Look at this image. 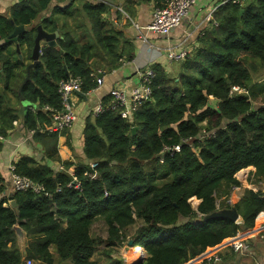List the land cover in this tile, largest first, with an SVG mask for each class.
Here are the masks:
<instances>
[{
  "label": "trees",
  "instance_id": "obj_1",
  "mask_svg": "<svg viewBox=\"0 0 264 264\" xmlns=\"http://www.w3.org/2000/svg\"><path fill=\"white\" fill-rule=\"evenodd\" d=\"M116 1L26 0L10 8L11 17L0 15V64L6 82L0 90V134L7 137L20 119L34 131L43 157L23 155L16 161V170L45 187L42 193L8 192L10 179H5L0 167V264H26L27 259L52 264L55 253L73 264H98L94 255L101 245L116 247L131 239L133 246H142L148 253L142 264H185L264 220V190L248 188L236 204L240 222L205 219L217 211L221 193L241 186L236 177L241 170L253 166L256 178L264 180V107L253 109L254 103H264V83L257 82L264 77V0H229L221 5L213 12L217 24L211 21L187 58L172 69L152 65L156 71L152 98L131 118L112 110L89 114L82 133L87 162L62 160L60 133L45 130L53 116L44 109L45 105L62 107L60 81L80 77L83 91L88 92L97 86L94 71L118 68L134 58L133 43L106 17L113 6H119ZM128 1L154 7L166 2ZM51 5V15L41 24L49 32L60 30L63 38H58L56 46L43 45L40 61L22 88L32 108L20 109L6 93L13 89L18 104L23 102L18 94L21 81L15 88L13 83L22 68L24 74L28 70L11 48L14 41H4L16 25L28 26L18 43L27 45V59H32L37 34L33 22ZM118 8L132 18L127 6ZM80 16L91 25L93 38L87 42L81 41L68 21L74 18L85 36L86 21ZM129 17L124 15L125 23ZM233 86L248 93L231 96ZM110 99V95L103 97L105 104ZM203 129L214 134L201 139ZM189 138L190 143L183 141ZM177 144L181 150L167 153L161 163L163 147ZM89 161L98 162L95 179L85 176L91 170ZM72 167L80 189L73 185ZM193 197L200 200L197 211ZM221 207L230 206L225 202ZM199 214L202 222H194ZM99 219L107 224L106 239L91 234ZM16 226L26 234L25 252L20 249Z\"/></svg>",
  "mask_w": 264,
  "mask_h": 264
},
{
  "label": "crops",
  "instance_id": "obj_2",
  "mask_svg": "<svg viewBox=\"0 0 264 264\" xmlns=\"http://www.w3.org/2000/svg\"><path fill=\"white\" fill-rule=\"evenodd\" d=\"M22 2H19V0H0V15L11 17L10 8L13 5L19 4ZM116 2L119 4V6H127V8L130 9L131 15H132L131 20H133L134 22H137L140 25H146L152 20L153 11L155 8L152 3L135 4L128 0H117ZM225 2H227V0H198V2L189 11L187 17L184 19L181 26L174 29L169 36H158L155 34L154 35L150 34L149 36L150 44L149 45L144 44L142 40L139 38L138 30H136L131 20L125 23L124 21L125 13L122 12V10L118 8L119 6L118 5L113 6L112 10L110 11V13L106 15V17L108 19L113 20L116 26L121 27L126 35V38L129 39L133 43L134 58L131 61H123L122 64L118 68H114L111 70L107 68L97 69V70H102L105 72L104 85L100 87L96 92L90 95H85V97L79 94H75L72 97V101L74 102L75 106L78 108L77 110H75L78 115V119L72 128L67 129L65 130L66 132L60 134L58 150H59V155L61 156L62 160L63 161L70 160V161H73L74 163L88 161L85 156V152H84V143H83L82 133H83V129L86 123V118L91 113L92 108L98 98H103L104 96L109 95L110 90L114 86L119 85V84H121L124 87H128V88L134 87L138 82L137 71L140 68L152 66L153 64H157V63L162 64L163 66L169 69L175 68V66L177 65V61H173V62L169 61L167 54H166V48L170 45L180 44L183 41V39L187 37L186 33L190 34L187 44L193 47H197L198 44L200 43L199 38L201 35H203L204 30L209 29L212 25L211 22L207 21V16L211 14L212 12L216 11ZM53 5H51L47 10L43 11L39 15V17L33 22L35 26L42 25L41 24L42 19L44 17H48L51 15ZM116 9H118L122 13L121 14L118 13ZM80 17L81 19H85L86 21V26H87L86 34H89V33L91 34L92 31H91L90 22L86 19L85 16H80ZM61 22H64V21L61 20ZM76 23L78 22L76 21ZM25 27L29 28L26 25ZM80 31L77 32L78 36H80L78 34L80 33ZM59 33H60V30H59ZM1 43L3 42H0V44ZM42 45H45V42L42 43ZM11 48L16 50L18 57L20 58V60L24 61V64L27 67L26 69L28 70V65L33 62V59H30V60L27 59V49H28L27 45L20 46V51L18 52L17 43L13 42ZM102 64L107 65V62L102 61ZM24 71L25 69L23 70L22 68V72L20 69V72H21L20 76L13 83L14 88L15 86L19 85L20 81H21L20 83V86H21L24 79L26 78L27 72L26 74H24ZM21 74H24L22 80H21ZM257 82L264 83V77L257 80ZM10 86H12V82ZM5 88H6V82L4 79L2 66L0 64V90L3 91V89ZM19 88H18V94H19ZM14 92L15 91H13V89L11 90L9 89L8 92L6 93V98L10 102H12V104L14 105L16 104L20 109H24V110L27 108H32V104H30L29 102H22L18 104L16 95ZM77 100L78 102H81L85 107H80L77 104ZM80 110H82L83 112H80ZM81 113L83 114L82 117L80 116ZM23 155H30L38 159H41L43 157V149L39 143L34 141L33 135L24 126L22 120L20 119L17 121V124H15L14 129L9 133V135L3 141V149L0 151V167H1L2 174L6 180L9 176V172H8L9 165L12 162L18 160ZM50 164L51 166L58 167V168L60 165H62V163H59V162H50ZM250 173H252L254 176L256 173V168L253 166H250L238 172V175L243 174L245 178L247 177V179L245 180L246 181L245 183L241 181L243 185V189L244 188L254 189L258 186L262 187L261 185L254 183L253 180L251 182L248 181V177L250 176ZM238 175H236V177L238 180H240L241 178ZM261 189L264 190V188H261ZM11 191L12 190H11V186L9 183L8 192H11ZM192 199L196 200L195 207H198L200 200L197 199L196 197H193ZM194 209L197 211L196 208ZM198 219H199L198 217H195L193 218V221H196ZM240 219H241V216H240ZM97 223H102L101 226L103 227H106L107 225L104 220L102 219L97 220L94 223L93 228H92L91 234L93 236H95L94 232H95V227ZM107 237H108V231L106 234H102L103 239H106ZM249 243L251 244L250 246L251 250L247 253L235 252L233 249L229 247L223 248V251H222L223 261L220 264H264V239H261L259 237H254L249 240ZM19 246H20L21 251L25 252L26 241H25V245L23 248L21 247L20 242H19ZM118 246L108 247V246L101 245L97 253L94 255V259L98 261V264H124L120 262V256H119L120 252L117 251V249L119 248ZM52 251L54 252L53 248H52ZM133 262L134 260H132L129 264H133ZM35 264H47V263L36 261ZM52 264H73V263L69 260H66V261L60 260L58 255L55 253V261Z\"/></svg>",
  "mask_w": 264,
  "mask_h": 264
},
{
  "label": "built area",
  "instance_id": "obj_3",
  "mask_svg": "<svg viewBox=\"0 0 264 264\" xmlns=\"http://www.w3.org/2000/svg\"><path fill=\"white\" fill-rule=\"evenodd\" d=\"M229 1V0H227ZM233 2H241L242 0H231ZM198 2V0H166L163 6L155 7L152 15V20L146 25H140L137 22L131 20L132 18L122 9V12L125 13L126 16L130 18L133 22L134 27L138 30L139 38L146 45L150 44V34L158 35V36H169L172 31L179 26H181L184 19L187 17L189 11L192 7ZM207 21H212L214 24L217 22L214 20L213 12L207 16ZM187 37L183 39V41L178 45H170L166 48V54L170 62L183 60L187 58L195 49V47L187 44L189 33H186ZM102 74V76H100ZM105 72L102 70H97L92 73V76L97 81V86L88 92L83 91V80L80 77L70 76L67 79L60 81L58 92L60 94L62 100V107L60 109L54 108L50 105H45L44 109L48 110L52 113L53 121L51 124L47 125L45 130L50 132H59L62 134L67 129H70L74 126L75 122L78 119V115L75 111V104L72 101V95L78 94V92H83L85 95H90L96 92L100 87H102L105 83L104 79ZM156 76V71L152 66H147L138 69L137 84L132 87H124L121 84L114 86L109 95L111 99L107 104L104 103L103 98H98L96 103L94 104L91 113L94 115L101 114L106 110L118 111L120 112L123 118H131L134 112H136L140 106H142L145 102L152 98L153 88L152 84L154 78ZM236 93H248L246 88L240 86H233L230 90V95L234 96ZM17 124V121L14 122ZM33 135L34 131H30ZM213 131L206 132L203 129L199 138H203L204 136L213 135ZM201 138V139H202ZM6 139L2 134H0V142H3ZM191 138L184 139L185 143H190ZM183 142V143H184ZM192 149L197 152L198 150L191 145ZM181 150V144H177L174 146H164L160 151V162L163 163L165 159V155L167 153L173 154L175 152H179ZM17 161V160H16ZM16 161L12 162L8 167L9 179L11 189L14 191H33L35 193H42L45 191V187L43 184L35 182L28 176L21 175L16 170ZM91 170H87L85 172V176H88L91 179H95L98 177L97 161H89L88 162ZM65 167L63 165L59 166L60 170H63ZM242 171V170H241ZM74 168H71V174L73 175V185L75 188H81V182L74 175ZM238 174V173H237ZM236 174V175H237ZM247 179V177H246ZM241 182V179L239 180ZM72 184V183H71ZM70 184V185H71ZM246 188L243 189V185L241 186H233L230 194L224 198V201L230 207L236 206V204L241 200L243 196V192ZM253 189V188H252ZM261 188H254V191H257ZM234 190V197L231 196ZM48 194V193H47ZM49 195V194H48ZM108 195V193H106ZM192 203V202H191ZM194 208L196 205H192ZM229 207V208H230ZM221 205L219 200H217V210H220ZM198 220L194 222H202V215H198ZM239 219L236 222H240ZM254 237H259L264 239V220L257 223L256 227L253 229H243L237 233V235L231 238L229 241L225 242L223 245H220L212 250H209L196 258L190 259L185 264H220L223 261V248H231L235 252L239 253H247L251 250L249 240ZM138 249V250H137ZM138 251L140 257L145 258L148 256L146 249L142 246H130L127 245L126 249H124L123 257L126 259L129 264L132 261L131 254L134 251ZM36 260L27 259L26 264H35Z\"/></svg>",
  "mask_w": 264,
  "mask_h": 264
},
{
  "label": "water",
  "instance_id": "obj_4",
  "mask_svg": "<svg viewBox=\"0 0 264 264\" xmlns=\"http://www.w3.org/2000/svg\"><path fill=\"white\" fill-rule=\"evenodd\" d=\"M22 1L24 0H19V2H22ZM242 13H243V10L241 11V14ZM25 30H26L25 25H16L14 32L5 40L6 42H9V41L16 42L18 52L20 51V44L18 43L19 35L23 33ZM58 38H63L62 36H60L59 30L55 32H49L46 29H44L42 25L37 26L35 45L32 51L33 62L28 65L27 76L19 88V95L23 102H25L26 100L24 96L22 95V88L25 85V83L31 79V69L36 67L40 61L41 49L43 47L42 43L45 42L46 44L50 46H56ZM100 76H102V74H100ZM78 94L85 97V94L83 92H78ZM263 107H264V103H254L253 109H259ZM137 129H138L137 126L133 127V133H135ZM11 205L13 207H17V203L15 202V200L11 201ZM217 217L218 218H228L233 221H238L240 219V214L238 212L237 207L232 206L230 208H222L220 210H217L205 216V219H211V218H217ZM16 232H17L18 240L21 243V247L23 248L25 245V241H26V234L20 226H16ZM128 243L130 246H133L134 240L131 239L129 240ZM131 258L132 260H134L133 264H142L145 261V258L140 257V255L135 251L132 252Z\"/></svg>",
  "mask_w": 264,
  "mask_h": 264
},
{
  "label": "rangeland",
  "instance_id": "obj_5",
  "mask_svg": "<svg viewBox=\"0 0 264 264\" xmlns=\"http://www.w3.org/2000/svg\"><path fill=\"white\" fill-rule=\"evenodd\" d=\"M80 19H81V17H80ZM68 21H69V24H70V26L72 27V28H74L77 32H79L80 30V33H78L79 35H80V37L82 36V38H81V41L82 42H87V40L88 39H91V38H93V35H92V33L90 34H86L85 36H83L84 34H85V31H84V29H81L78 25H77V23H76V20L74 19V18H70V19H68ZM61 23H63V22H61ZM76 23V24H75ZM44 43V42H43ZM105 69V68H104ZM75 94H73L72 95V97L74 96ZM75 99V98H74ZM25 102H27V101H25ZM77 104L80 106V107H85L81 102H78V100H77ZM78 108L75 106V110H77ZM80 112H83L82 110H80ZM80 116L82 117L83 116V114L81 113L80 114ZM80 117V118H81ZM238 175V174H237ZM238 176H240V178L241 179H243V180H241L242 182H246L245 180H246V178H245V176L243 175V174H241V175H238ZM254 181V183H257V184H259V185H261L262 187H259L258 186V188H264V180H262V179H257L256 178V176L254 175L253 176V174L252 173H250V176L248 177V181L249 182H251V181ZM226 190H228V191H226L225 193H221V194H223V196H218V200H219V202H220V205H223L224 203H225V201H224V198L225 197H227L229 194V191L231 192V189L229 190V189H226ZM228 194V195H227ZM231 196H233L234 197V190H233V192H232V195ZM191 202H192V205H196V200L195 199H191ZM221 208H225V207H221ZM102 225V223H97L96 224V227H95V232H94V234H95V236H97V237H100V238H102V234H106L107 233V225H106V227H103V226H101ZM133 233V230H132V232L130 233V234H132ZM129 243H128V241H125V242H123V243H121L118 247V249H117V251H119L120 253H119V256H120V262L121 263H124V264H126L127 263V261H126V259L123 257V253H124V249H126V247H127V245H128ZM103 247V246H102ZM145 258H147V257H145Z\"/></svg>",
  "mask_w": 264,
  "mask_h": 264
},
{
  "label": "bare ground",
  "instance_id": "obj_6",
  "mask_svg": "<svg viewBox=\"0 0 264 264\" xmlns=\"http://www.w3.org/2000/svg\"><path fill=\"white\" fill-rule=\"evenodd\" d=\"M137 250H138V249H137ZM137 250H136L135 252H137V253H138V251H137Z\"/></svg>",
  "mask_w": 264,
  "mask_h": 264
}]
</instances>
